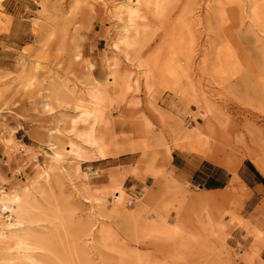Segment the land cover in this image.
<instances>
[{
  "label": "rangeland",
  "instance_id": "1",
  "mask_svg": "<svg viewBox=\"0 0 264 264\" xmlns=\"http://www.w3.org/2000/svg\"><path fill=\"white\" fill-rule=\"evenodd\" d=\"M116 2L0 0V194L28 190L31 252L45 264H264V190L237 179L201 190L171 163L204 159L181 150L180 133L195 131L210 162L232 174L250 162L264 177V34L252 18L264 0H168L161 17L144 1L133 24ZM189 34L198 49L186 60ZM103 85L97 128L113 153L101 158L78 133Z\"/></svg>",
  "mask_w": 264,
  "mask_h": 264
},
{
  "label": "bare ground",
  "instance_id": "2",
  "mask_svg": "<svg viewBox=\"0 0 264 264\" xmlns=\"http://www.w3.org/2000/svg\"><path fill=\"white\" fill-rule=\"evenodd\" d=\"M144 1H145L144 4L147 5L148 8H150L153 5L152 7H153V10L155 11L154 14L156 13L155 15L157 17H161L163 15L165 9H166V5H167V1L168 0H151L152 2L150 0H148V1H150L149 5L146 4V2H148V1H146V0H144ZM144 1H142V2H144ZM142 2L140 0H117V2L111 6V9L113 11L114 16L118 20H122L124 18L127 21V23H130V24L132 23L133 24L134 23V17L136 16L135 19L139 18V17H137V14H138L140 8H142V6H143ZM139 3H142L141 7L140 8L138 7L139 9L136 10L137 8L135 9V7L138 6ZM111 9H110V12H112ZM135 10H136V15L133 16L134 13H135ZM138 15L140 16V13ZM132 17H133V22L131 20ZM252 18L254 19V22L258 26L259 32H261V34H264V7H262V5L261 6H257V5L254 6V8L252 9ZM128 26L130 27V25H128ZM128 26L123 28L124 32L122 33V36L119 39V41H121L123 44L125 43L124 45H128V44H126V42H128V41L130 42L129 39L132 37V36L130 37L131 32L129 33L130 35L128 34V30H129ZM190 34L187 36V38L184 40V42L182 44V50H183L182 53H183V57L186 60L190 59V57L193 54V52L198 49L197 48V43H196V40H195L196 38H194V37L192 38L193 35H190ZM135 35H137V32H135ZM257 37H259V36H257ZM131 45L133 46V44H131ZM129 46H130V43H129ZM127 58H128V56H127ZM116 73H117V71H115V70L111 71L110 74L112 76L109 77V79H111V80H112V78L114 79V76H116ZM125 78H127V77H124V79ZM94 86H96V85H94ZM96 87H98V84H97ZM96 87H93V88H96ZM103 87L104 88H103L102 91H101L102 88L99 89V90H95V89H93L91 87L90 91H89V89H87V92L89 91V93H88V101H89L90 105L85 107L84 110L81 111L80 115L83 118L82 120L84 122H87L88 125H87V127L85 129L81 130V132L79 130L80 133H78V137L80 136L81 140H83L85 145L87 144L86 146H88L92 150H95L100 155L101 158H104V157H106V155L113 153V151H112L113 148L111 147L112 146V139L107 134L99 131L98 128H97V126L100 125L104 121L103 120V116H102L101 106H100L101 102H104V100L108 99V96H109L108 88L106 87V85H103ZM77 104H79V103H77ZM45 105H46V107L45 106L44 107L48 108V104H45ZM75 106L77 107L78 105H75ZM78 107H77V109H78ZM81 116H79V117L81 118ZM73 117H76V116H73ZM71 122H72V120H71ZM76 122H79V121H76ZM73 126L77 127L78 125L76 124V125H73ZM211 130L212 129H210V132H211ZM75 134H77L76 131H75ZM203 136H204V134L201 135L200 132L198 133V132H195V131L186 132V133H180V137L179 138H182V142L185 145L183 148H181V150H187V151L195 152L197 154H201L205 159H207L209 161H212L211 152L209 153V150L211 149V147H206V143H207L206 140H204L205 141L204 144L201 143V141L203 140ZM10 140H11V138H10ZM69 144H68V146H69ZM75 145H74V147H75ZM74 147H73V145L71 143V148L70 147L69 148L72 151V153L74 151L76 152V150H77ZM78 147L79 146H77V148ZM67 151H68L67 152L68 154H66V153L65 154L69 155L70 152H69V150H67ZM72 153H70V154H72ZM80 153L81 152H76L77 158H79L78 156H80ZM60 159L62 160V153L59 150H57V148H56V150L54 149V153L52 154V161L56 162V161H58ZM61 160H60V162H61ZM51 166H53V164ZM152 174L154 175L155 172H152ZM92 190H94V189L92 188ZM27 191L28 190L25 188V192L22 195L20 193L19 194H16V193L15 194H13V193L10 194L9 193L10 195L6 194V193L0 194V206H1L0 209L3 212H5V213L6 212L10 213L9 215H6L7 216L6 219L8 217H10V216L14 217V222H6L5 220H3V218L5 216H3L2 219H0V250L4 251L3 252L4 254H3L2 258H3V262L5 264H45L46 263V262L43 263L42 261H39L38 259H36L37 257H34L33 252H31L34 248H36L32 244V241H33V239H32L33 236L32 235L33 234L31 235L30 234L31 231H29L32 227L30 228V227H28L27 225H24V224H25V221L27 223L32 222V218L31 217H32V215L35 214V212L34 213H32V212H33V209H35V211H36L37 207L32 209L33 202H31L32 200L29 199L30 197L27 195ZM95 195H96V193H95ZM123 196L124 195L122 193L121 188H118V190L114 192V199H113L114 200V205H113L112 210H110V211H113V212L120 211L121 212L122 207H123V202H122L123 199H124ZM200 196L201 195H199L198 197H200ZM100 198H102V197H100ZM103 198H105V197H103ZM97 199H99V198H97ZM101 201H103V200H101ZM85 202H89V200L85 199ZM33 207H35V205ZM96 208H98V207H96ZM31 213H32V215H31ZM0 217H2L1 214H0ZM34 217H35V215H34ZM38 221L39 220H37V222ZM244 221H243V223H244ZM32 223L35 224V222H32ZM245 223H248V221L245 222ZM248 224L250 226V223H248ZM242 225H244V224H242ZM242 225H241V227H242ZM245 226L246 225H244V227ZM11 227H13L14 230H12V229L9 230V228H11ZM244 230H245V228H244ZM245 232H247V231L245 230ZM247 234H248V232H247ZM254 234H256V233H254ZM257 234H258V231H257ZM258 236H260V234H258ZM181 243H182V241L180 242V244ZM10 249H14V250L17 251L15 253V255H13V254H11L9 252Z\"/></svg>",
  "mask_w": 264,
  "mask_h": 264
},
{
  "label": "crops",
  "instance_id": "3",
  "mask_svg": "<svg viewBox=\"0 0 264 264\" xmlns=\"http://www.w3.org/2000/svg\"><path fill=\"white\" fill-rule=\"evenodd\" d=\"M171 163L173 171L178 172L180 179L196 182L201 190H221L227 187L234 179L250 186L253 193L254 191L261 192L264 190V177L250 162L254 169L248 163H243L237 172L233 174L226 172L221 166L205 160V158H199L194 155L184 156L181 153H176L172 156ZM196 178H198V181Z\"/></svg>",
  "mask_w": 264,
  "mask_h": 264
},
{
  "label": "trees",
  "instance_id": "4",
  "mask_svg": "<svg viewBox=\"0 0 264 264\" xmlns=\"http://www.w3.org/2000/svg\"><path fill=\"white\" fill-rule=\"evenodd\" d=\"M248 164L252 167V165L248 162ZM252 169H254L253 167H252ZM257 173V172H256ZM262 179V178H261Z\"/></svg>",
  "mask_w": 264,
  "mask_h": 264
}]
</instances>
